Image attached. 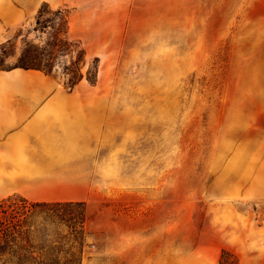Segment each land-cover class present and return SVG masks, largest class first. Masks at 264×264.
Returning <instances> with one entry per match:
<instances>
[{
	"label": "rangeland",
	"instance_id": "1",
	"mask_svg": "<svg viewBox=\"0 0 264 264\" xmlns=\"http://www.w3.org/2000/svg\"><path fill=\"white\" fill-rule=\"evenodd\" d=\"M128 4L112 44V34L96 43L95 29L76 22L74 0H0L1 67L20 65L27 43L42 53L60 37L61 8L72 18L69 38L86 50L83 71L99 60L96 84L84 78L79 94L113 102L82 264H220L223 250L226 264H264V194L252 189L264 163L254 127L264 121V0ZM54 54L52 75L64 83L63 62L75 53ZM226 178L236 195L211 193Z\"/></svg>",
	"mask_w": 264,
	"mask_h": 264
},
{
	"label": "crops",
	"instance_id": "2",
	"mask_svg": "<svg viewBox=\"0 0 264 264\" xmlns=\"http://www.w3.org/2000/svg\"><path fill=\"white\" fill-rule=\"evenodd\" d=\"M74 1L73 18L81 27L95 29L96 43L111 34L112 44L121 38L129 0ZM85 81L68 90L39 69H0V199L19 194L30 201L92 200L99 142L107 151L108 138L113 141V102L81 97ZM254 127L258 139H264V121ZM236 187L232 179H220L211 193L232 197ZM252 189L264 194V163L254 174Z\"/></svg>",
	"mask_w": 264,
	"mask_h": 264
},
{
	"label": "trees",
	"instance_id": "3",
	"mask_svg": "<svg viewBox=\"0 0 264 264\" xmlns=\"http://www.w3.org/2000/svg\"><path fill=\"white\" fill-rule=\"evenodd\" d=\"M48 8L47 2L41 4L36 14L37 24L41 23ZM53 14L63 20L61 36L46 42L42 53L27 43L20 53V65L14 67L39 69L52 75L54 53L72 52L75 56H71L68 63L63 62L65 87L73 90L83 78L96 84L98 58L95 57L83 71L86 50L80 41L69 38V12L57 8ZM0 69L9 68L0 66ZM87 218L83 201H30L19 194L0 199V264H82ZM227 254L222 251L220 264H226L223 258Z\"/></svg>",
	"mask_w": 264,
	"mask_h": 264
}]
</instances>
